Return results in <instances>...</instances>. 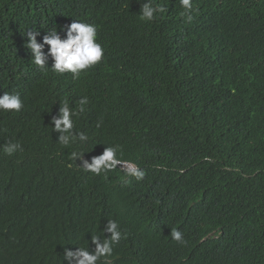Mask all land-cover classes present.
<instances>
[{"label":"trees","instance_id":"1","mask_svg":"<svg viewBox=\"0 0 264 264\" xmlns=\"http://www.w3.org/2000/svg\"><path fill=\"white\" fill-rule=\"evenodd\" d=\"M143 2L0 0V95L23 103L0 111V264H67L111 220L110 264H264V0H192L191 21L179 0L142 21ZM74 20L96 26L100 62L57 73L45 44L32 63L24 33L63 39ZM65 103L86 142L60 145ZM110 146L143 179L82 168Z\"/></svg>","mask_w":264,"mask_h":264},{"label":"clouds","instance_id":"2","mask_svg":"<svg viewBox=\"0 0 264 264\" xmlns=\"http://www.w3.org/2000/svg\"><path fill=\"white\" fill-rule=\"evenodd\" d=\"M180 6L183 9L182 15L187 17L188 21L193 19V4L192 0H179ZM165 7L155 3L154 0H144L140 5V16L142 21H153L158 14H163ZM65 37L62 39L56 29L49 31L48 35L43 37V43H37L36 34L34 31H27V41L25 46L31 50L32 63L45 68V54L41 51L44 45H48V52L52 57L53 63L51 69L57 73L70 72L73 78H78L82 72L93 67L102 59L104 49L97 41V28L95 25L74 20L70 24L64 26ZM87 97H82L79 104V112L84 111V105L87 103ZM23 107V103L18 93H3L0 95V111L13 110L19 112ZM59 117H53L52 130L60 132L58 141L62 146H69L75 142H86L88 136L83 132H75L73 117L78 115V112L72 111L68 104L65 103L59 109ZM18 150H22L19 142L9 143L4 147V152L12 155ZM119 146L105 147L102 154L94 156L91 163L87 161L83 164V169L95 175L106 174L116 168L124 170L129 177H135L137 180L143 179L145 173L135 163L127 160H122L118 155ZM81 153L73 151L71 158ZM119 165V167H117ZM127 182V181H125ZM110 236L101 239L99 235L91 236V244L94 248L89 251L88 247H77L75 250L65 248L63 252V260L67 264H110V257L113 255V248L122 239V233L118 224L111 220L106 225L105 229ZM104 231V230H102ZM171 239L178 243H186L183 233L179 230H173L170 233Z\"/></svg>","mask_w":264,"mask_h":264}]
</instances>
